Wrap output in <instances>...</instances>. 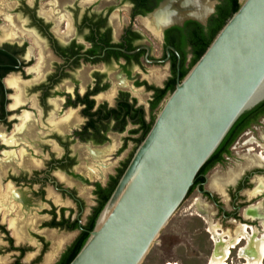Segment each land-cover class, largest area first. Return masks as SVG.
<instances>
[{"label":"flooded vegetation","instance_id":"flooded-vegetation-1","mask_svg":"<svg viewBox=\"0 0 264 264\" xmlns=\"http://www.w3.org/2000/svg\"><path fill=\"white\" fill-rule=\"evenodd\" d=\"M160 1L0 0V264H64L81 247L194 54L187 20L149 17ZM200 175L189 194L212 252L211 224L223 240L244 230L227 256L244 264L248 236L264 238V98Z\"/></svg>","mask_w":264,"mask_h":264},{"label":"water","instance_id":"water-1","mask_svg":"<svg viewBox=\"0 0 264 264\" xmlns=\"http://www.w3.org/2000/svg\"><path fill=\"white\" fill-rule=\"evenodd\" d=\"M218 0H161L164 29L206 24ZM264 98V0L238 8L164 99L67 264H140L237 117Z\"/></svg>","mask_w":264,"mask_h":264},{"label":"rangeland","instance_id":"rangeland-1","mask_svg":"<svg viewBox=\"0 0 264 264\" xmlns=\"http://www.w3.org/2000/svg\"><path fill=\"white\" fill-rule=\"evenodd\" d=\"M203 210L202 199L193 191L162 228L140 264H208L214 245L208 240L204 229L206 224L203 220ZM213 222L216 223L217 220ZM244 247H248V241ZM241 261L243 260L233 256L232 252L225 262L240 264Z\"/></svg>","mask_w":264,"mask_h":264},{"label":"trees","instance_id":"trees-1","mask_svg":"<svg viewBox=\"0 0 264 264\" xmlns=\"http://www.w3.org/2000/svg\"><path fill=\"white\" fill-rule=\"evenodd\" d=\"M239 0H218L215 5L214 12L208 17L206 24H202L199 21L189 19L185 22V27L190 26V29L186 32V37L191 41L193 45V57L187 66L182 65L180 68V78L188 71L193 63L198 59L206 46L210 43L216 32L224 24V22L231 16V14L238 8ZM204 166V165H203ZM203 166L198 171L197 178H201V172ZM193 185L188 190L187 195L193 189ZM186 195V197H187ZM92 227V226H91ZM84 236L81 241V245L85 240ZM77 252V251H76ZM74 256V255H73ZM71 259H67L64 264H67Z\"/></svg>","mask_w":264,"mask_h":264},{"label":"bare ground","instance_id":"bare-ground-1","mask_svg":"<svg viewBox=\"0 0 264 264\" xmlns=\"http://www.w3.org/2000/svg\"><path fill=\"white\" fill-rule=\"evenodd\" d=\"M209 229L213 235L215 248L210 256L208 264H226L225 261L230 251V247L235 245V243L239 240L240 235L243 237L246 234L243 233L244 232L243 230V232L240 231V233L236 235L233 239L230 237L231 239L229 240H223L222 236L223 234L226 233V231L224 233L221 231L220 233L218 231V226L215 224H211ZM254 230L256 229L254 228ZM239 255L245 258L246 263L244 264H262V257L264 255V238L254 242L251 241V238L248 236V247H241L239 250ZM164 264H176V263L167 262Z\"/></svg>","mask_w":264,"mask_h":264}]
</instances>
